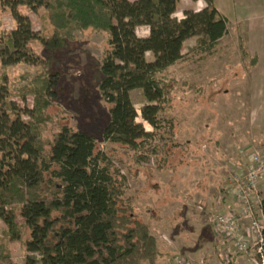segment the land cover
Instances as JSON below:
<instances>
[{
    "label": "trees",
    "instance_id": "obj_1",
    "mask_svg": "<svg viewBox=\"0 0 264 264\" xmlns=\"http://www.w3.org/2000/svg\"><path fill=\"white\" fill-rule=\"evenodd\" d=\"M0 1L17 25L3 40V67L30 63L46 73L25 90L35 96L33 110L14 101L20 93L0 75V220L13 241L22 240L25 264H159L161 249L136 215V198H125L126 176L95 136L48 115L55 103L48 96L52 57L74 44L78 33H104L107 45L95 76L99 95L109 105L102 140L138 152L159 137L166 141L159 162L164 166L173 155L166 147L176 126L160 117L172 108L177 85L169 71L183 60L188 40L196 39L197 52H212L228 35L229 20L215 0H192L206 7L185 10L183 19L176 17L181 0ZM21 6L32 13L45 10V34L33 31ZM140 27L149 29L148 37L138 36ZM36 42L48 50V59L34 55ZM241 42L242 57L249 59L247 43ZM257 63L255 56L252 64ZM135 91L144 97L142 118L154 132L137 123ZM22 127L23 143L16 134ZM0 264H16L2 242Z\"/></svg>",
    "mask_w": 264,
    "mask_h": 264
},
{
    "label": "rangeland",
    "instance_id": "obj_2",
    "mask_svg": "<svg viewBox=\"0 0 264 264\" xmlns=\"http://www.w3.org/2000/svg\"><path fill=\"white\" fill-rule=\"evenodd\" d=\"M228 1L218 0L219 10L231 20L228 35L210 53L197 52L196 39L188 40L183 60L169 71L177 85L172 108L160 117L166 122L174 120L176 126L166 147L173 155L164 166L159 162L164 159L161 152L166 141L159 137L150 139L138 152L102 140L109 105L99 95L95 76L107 45L104 33H78L74 44L55 51L52 57L48 96L55 103L48 115L95 136L102 152L126 176L125 198H136V215L149 226L161 249L159 264H175L179 257L189 264L223 262L228 250L213 222L216 216L237 208L231 195L235 179L247 172L256 153L264 155V0ZM184 8L180 3L178 19L183 18ZM19 12L30 19L34 32L42 35L49 29L44 9L32 13L21 6ZM16 26L12 13L0 1V50L5 48V36ZM148 33L146 27L137 29L139 37ZM242 40L251 52L246 60ZM32 52L43 60L50 56L39 42L32 45ZM255 54L259 56L256 66L252 64ZM43 74V67L30 63L4 68L0 58V75L20 93L14 101L30 110L36 99L25 90L35 87ZM132 99L137 123L154 132L142 118L146 105L142 93L135 91ZM25 132L26 127L16 132L21 143ZM255 215L261 218L260 212ZM17 222L20 225L21 219ZM248 228L245 223L244 232ZM0 242L14 263L25 264L22 240L13 241L1 220ZM239 264L250 263L242 258Z\"/></svg>",
    "mask_w": 264,
    "mask_h": 264
},
{
    "label": "built area",
    "instance_id": "obj_3",
    "mask_svg": "<svg viewBox=\"0 0 264 264\" xmlns=\"http://www.w3.org/2000/svg\"><path fill=\"white\" fill-rule=\"evenodd\" d=\"M231 193L237 208L216 216L215 232L225 239L227 253L223 262L213 264H237L240 257H246L250 264H264V155L256 153L243 175L235 179ZM261 213V218L256 213ZM249 228L244 232V224ZM175 264H189L179 257Z\"/></svg>",
    "mask_w": 264,
    "mask_h": 264
},
{
    "label": "crops",
    "instance_id": "obj_4",
    "mask_svg": "<svg viewBox=\"0 0 264 264\" xmlns=\"http://www.w3.org/2000/svg\"><path fill=\"white\" fill-rule=\"evenodd\" d=\"M192 0H181V2L180 3H184V10H183V18H184V11L185 10H195V11H201L202 9H204L205 7H206V3L204 2V1H199V2H195V5H193L192 4ZM224 2L227 4L229 1L228 0H224ZM215 5H216V8L219 10V8H218V0H215ZM219 12L222 14V15H224L228 20H229V22L231 21L230 20V18H229V16L226 14V13H223V12H221L220 10H219ZM177 17V16H176ZM182 18V19H183ZM148 29V28H147ZM148 32H149V29H148ZM149 36V33H148V35L146 36V37H148ZM247 48H248V44H247ZM248 51H249V48H248ZM249 53H251L250 51H249ZM251 55V54H250ZM255 56H257L258 57V62H259V56L257 55V54H255ZM254 56V57H255ZM257 65H258V63H257ZM242 258H246V257H240L238 260H237V264H239L240 263V260L242 259ZM247 259V258H246ZM247 261H248V259H247ZM249 262V261H248Z\"/></svg>",
    "mask_w": 264,
    "mask_h": 264
}]
</instances>
